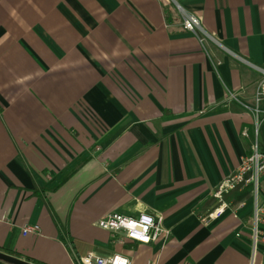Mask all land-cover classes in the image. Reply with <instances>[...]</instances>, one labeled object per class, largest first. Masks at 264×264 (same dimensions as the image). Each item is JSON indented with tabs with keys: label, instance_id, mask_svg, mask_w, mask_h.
Returning a JSON list of instances; mask_svg holds the SVG:
<instances>
[{
	"label": "crops",
	"instance_id": "crops-1",
	"mask_svg": "<svg viewBox=\"0 0 264 264\" xmlns=\"http://www.w3.org/2000/svg\"><path fill=\"white\" fill-rule=\"evenodd\" d=\"M263 72L264 0H0V251L248 264L249 188L203 217L264 150ZM110 212L160 214L169 235L121 242L96 224Z\"/></svg>",
	"mask_w": 264,
	"mask_h": 264
},
{
	"label": "built area",
	"instance_id": "built-area-1",
	"mask_svg": "<svg viewBox=\"0 0 264 264\" xmlns=\"http://www.w3.org/2000/svg\"><path fill=\"white\" fill-rule=\"evenodd\" d=\"M182 26L185 30L198 33L200 22L197 16L191 13H182ZM264 97V72L258 82L255 100L258 102ZM257 133V132H256ZM247 135L246 129L242 130ZM264 181V150H260L255 139L251 146V153L243 156L237 169L228 175L214 191L216 206L208 210L203 220H210L220 217L229 207L226 194L230 191H241L250 188L252 214L250 228V257L248 264H254L255 256L259 246L264 245V188L261 183ZM262 193V194H261ZM243 203L239 204L241 207ZM97 226L119 233V241H134L138 243H149L153 241H164L169 235V229L163 224V216L141 212L135 216L119 212H110L96 220ZM23 235L38 233L40 227L37 224L26 223L22 226ZM117 257L128 259L121 254H113L109 257H102L93 252L83 254L78 264H117ZM147 264H155L149 261Z\"/></svg>",
	"mask_w": 264,
	"mask_h": 264
},
{
	"label": "rangeland",
	"instance_id": "rangeland-1",
	"mask_svg": "<svg viewBox=\"0 0 264 264\" xmlns=\"http://www.w3.org/2000/svg\"><path fill=\"white\" fill-rule=\"evenodd\" d=\"M263 103H264V98L260 102V104L262 105ZM259 142H260V144L262 142V133H261V136L259 137ZM261 187L264 188V181H262ZM248 190H250V188ZM254 264H264V245L259 246L258 252L255 256Z\"/></svg>",
	"mask_w": 264,
	"mask_h": 264
},
{
	"label": "water",
	"instance_id": "water-1",
	"mask_svg": "<svg viewBox=\"0 0 264 264\" xmlns=\"http://www.w3.org/2000/svg\"><path fill=\"white\" fill-rule=\"evenodd\" d=\"M0 260L13 264H31L23 259L17 258L11 254L0 251Z\"/></svg>",
	"mask_w": 264,
	"mask_h": 264
},
{
	"label": "clouds",
	"instance_id": "clouds-1",
	"mask_svg": "<svg viewBox=\"0 0 264 264\" xmlns=\"http://www.w3.org/2000/svg\"><path fill=\"white\" fill-rule=\"evenodd\" d=\"M117 264H128V262L126 260H123V259L117 257Z\"/></svg>",
	"mask_w": 264,
	"mask_h": 264
},
{
	"label": "trees",
	"instance_id": "trees-1",
	"mask_svg": "<svg viewBox=\"0 0 264 264\" xmlns=\"http://www.w3.org/2000/svg\"><path fill=\"white\" fill-rule=\"evenodd\" d=\"M1 261V260H0Z\"/></svg>",
	"mask_w": 264,
	"mask_h": 264
}]
</instances>
